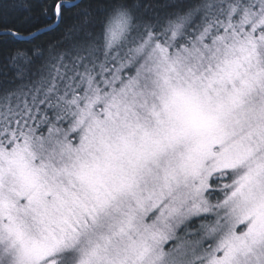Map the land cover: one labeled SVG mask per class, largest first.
<instances>
[{
  "label": "snow or ice",
  "instance_id": "6c2138e0",
  "mask_svg": "<svg viewBox=\"0 0 264 264\" xmlns=\"http://www.w3.org/2000/svg\"><path fill=\"white\" fill-rule=\"evenodd\" d=\"M0 264H264V0H0Z\"/></svg>",
  "mask_w": 264,
  "mask_h": 264
}]
</instances>
